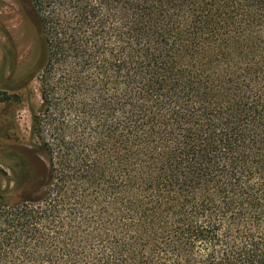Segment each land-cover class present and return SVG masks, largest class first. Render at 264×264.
<instances>
[{"label":"trees","instance_id":"1","mask_svg":"<svg viewBox=\"0 0 264 264\" xmlns=\"http://www.w3.org/2000/svg\"><path fill=\"white\" fill-rule=\"evenodd\" d=\"M28 1L0 264H264V0Z\"/></svg>","mask_w":264,"mask_h":264},{"label":"rangeland","instance_id":"2","mask_svg":"<svg viewBox=\"0 0 264 264\" xmlns=\"http://www.w3.org/2000/svg\"><path fill=\"white\" fill-rule=\"evenodd\" d=\"M43 47L28 0H0V191L18 183V156L32 165L36 138L32 113L39 107L36 76ZM24 84V85H23ZM26 84V85H25Z\"/></svg>","mask_w":264,"mask_h":264}]
</instances>
